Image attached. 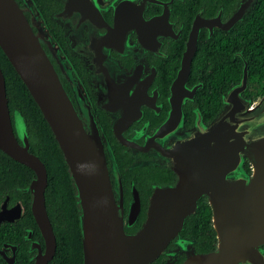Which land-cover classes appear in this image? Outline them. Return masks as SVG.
I'll return each mask as SVG.
<instances>
[{"label": "flooded vegetation", "instance_id": "obj_1", "mask_svg": "<svg viewBox=\"0 0 264 264\" xmlns=\"http://www.w3.org/2000/svg\"><path fill=\"white\" fill-rule=\"evenodd\" d=\"M15 1L58 73L85 132L90 135L91 125L101 139L113 198L123 205L126 220L133 190L140 201L145 198L141 182L134 181L137 171L148 168L166 175L165 180H150L148 203L154 187L177 183V174L167 165L171 158L165 154L174 152L176 143L169 147L173 138L190 131L196 119L204 126L212 122L203 120L195 104L204 83L191 80V69L179 110L174 102V82L193 28L199 27L191 65L200 40L230 32L246 15L231 23L242 4H251L249 11L257 0H56L55 9L46 14L35 0ZM41 27L48 39L41 37ZM9 114L13 135L24 147L27 135L24 141L19 138L15 113L9 110ZM16 164L0 148V264H35L45 253L32 213L30 186L36 175L24 165L27 171L18 173ZM247 172L251 174L250 164ZM200 201L211 210L208 196ZM134 226L126 225L125 233H136ZM178 238L191 242L174 238L159 256L160 264L186 260L185 253L176 252ZM20 252L25 259L18 262Z\"/></svg>", "mask_w": 264, "mask_h": 264}, {"label": "water", "instance_id": "obj_2", "mask_svg": "<svg viewBox=\"0 0 264 264\" xmlns=\"http://www.w3.org/2000/svg\"><path fill=\"white\" fill-rule=\"evenodd\" d=\"M9 1L21 14L20 21L25 31L27 62L22 63L19 55L14 53L1 32L0 48L37 104L69 168L80 208L83 264H90V262L83 241L82 209L77 181L91 193L105 213L109 228L108 247L122 252L133 244L141 250L137 259L125 264L153 263L163 253L167 244L179 236L184 221L194 214L197 201L202 196H208L210 199L212 226L216 233L217 247L215 251L207 254H196L191 249V253L187 255L183 264H264V249H262L264 246V96L261 97V102L255 108L251 107L252 99H245L242 96L247 88L246 66L243 68L240 83L223 94L224 107L210 125L204 126L200 118L196 119L194 127L173 146L174 152L165 153L167 157L171 158L167 165L177 174V183L175 186L153 188L145 220L136 233L127 234L124 231L125 226H133L140 213L138 194L133 190L125 220L121 213L123 205L118 206L113 198L102 147L99 150L93 142L94 140L90 139L91 147L99 162L100 170L96 172L89 165V158L82 147V136H77L72 132L66 116L56 107L52 86L46 76L45 65L38 58V50L55 75L65 98L79 121L82 134L88 137L90 135L85 132L71 100L65 93L57 73L41 47L38 36L33 33L25 19L23 11L14 0ZM250 5L242 4L231 23L239 21L247 13ZM14 8L13 11L18 14ZM231 27L224 29L229 30ZM198 29L199 27H194L190 34L181 68L174 82V102L177 101L178 110L179 102L182 101L181 94L191 69ZM18 58L20 67L14 60H18ZM16 114L20 117L17 112ZM230 114L233 115V119L237 120L239 126V132L234 133L235 138L232 137V139L228 138L227 134H222L230 131L233 127L229 120ZM20 119L22 120L21 117ZM210 133H218L222 137L211 140V144H207L209 150L197 148L196 152H193L190 149L189 145L192 142ZM226 138L228 139L225 140ZM121 141L126 145H131ZM0 148L14 161L28 167L36 175V180L30 186L33 194L32 213L45 242V253L36 260L35 264H48L55 255L56 239L45 206L47 172L43 164L27 151L28 144L25 143V146L21 147L13 135L5 80L1 69ZM233 150L238 155L237 163L226 171L219 169L217 163H221ZM245 161H248L251 166V174L244 168ZM221 239L222 244L220 243ZM260 250L263 251L262 255L259 253Z\"/></svg>", "mask_w": 264, "mask_h": 264}, {"label": "trees", "instance_id": "obj_3", "mask_svg": "<svg viewBox=\"0 0 264 264\" xmlns=\"http://www.w3.org/2000/svg\"><path fill=\"white\" fill-rule=\"evenodd\" d=\"M35 1L44 14L54 10L57 2L56 0ZM15 3L19 7L16 1ZM19 8L23 11L21 7ZM23 14L25 16L24 11ZM244 66L247 69V88L243 95L246 99L254 101L264 96V0H257L241 22L230 32L197 43L190 78L192 81L199 78L204 83L203 89H200L195 96V104L198 105L204 121L213 120L221 112L224 107L221 94H225L240 83ZM0 69L5 80L8 108L11 112H17L22 118L29 152L47 170L45 206L56 239L55 255L49 264H83L80 208L69 168L37 104L1 48ZM67 96L69 97L68 94ZM69 99L71 100L70 97ZM16 166L18 173L27 171L20 164ZM244 167L249 171L248 161H245ZM165 178V174L156 175L148 168L137 171L134 181L136 184L138 181L141 182L140 187L145 198L140 201V213L132 230L138 231L145 220L148 206L146 196L150 193V180H165ZM178 237L190 240L192 250L196 254H207L216 250V233L212 226L211 210L206 202L197 203L194 214L184 221ZM17 258L18 262H21L25 256L20 252ZM160 263L158 257L151 264Z\"/></svg>", "mask_w": 264, "mask_h": 264}, {"label": "bare ground", "instance_id": "obj_4", "mask_svg": "<svg viewBox=\"0 0 264 264\" xmlns=\"http://www.w3.org/2000/svg\"><path fill=\"white\" fill-rule=\"evenodd\" d=\"M11 5L9 0H0V32L6 37V41L14 53L19 55L22 63H26L27 50L25 31L20 21L21 14ZM13 8L18 14L13 11ZM37 54L39 60L45 65L46 76L52 86L53 98L57 109L66 116L72 132L77 136H82V147L89 158V165L96 172H99V162L90 143L92 137L82 134L83 132L79 121L65 98L55 75L39 50ZM19 58L18 60L14 59L18 67H20L18 63L20 61ZM21 73L27 79L22 71ZM77 186L82 209L83 241L90 264H125L128 261L137 259L141 254V250L133 246V244L129 245L122 252L108 247L107 238L109 228L106 223L104 211L91 193L83 188L78 181ZM220 243L222 244V239Z\"/></svg>", "mask_w": 264, "mask_h": 264}, {"label": "rangeland", "instance_id": "obj_5", "mask_svg": "<svg viewBox=\"0 0 264 264\" xmlns=\"http://www.w3.org/2000/svg\"><path fill=\"white\" fill-rule=\"evenodd\" d=\"M40 35L44 40L48 39L47 31L45 29H43V27H41V29H40ZM259 102H261V98H258L255 101H253L251 103V107L255 108ZM229 120L232 123L233 127L231 128L230 131H227L225 133L223 132L222 134H227V137L232 139V137L235 138L234 133L239 132V126H238L237 120L233 119V115L231 116V114H230ZM15 125H16V129H17V133H18L19 138L24 141L25 140L24 126H23L22 120L20 119V117L16 113H15ZM89 126H90L89 127L90 136L92 137V140H94L93 142L95 143V145L100 150V147H102V141H101V139H99V137H97L94 128H92L91 125H89ZM185 133L187 134L188 132H185ZM185 133H181L177 137L173 138V141L170 143L169 147H172L173 143L175 144L176 142H179V140L183 139V137H185V135H186ZM220 137H222L221 134L210 133L209 135H206L205 137H203L197 141L192 142L189 145V147H190V149L193 150V152H196L195 149H197V148H204V149L209 150L207 147V144L208 143L211 144V140H216V139H219ZM228 138H226L225 140H227ZM236 151H237V149H236ZM221 156H222V154H221ZM237 161H238V155H236L235 150H233L230 153H228V155L224 158V160L221 163L220 162L217 163V165H218L219 169L226 171V169L231 168L233 165H235V163H237ZM257 217L261 218L259 216H257ZM175 244L177 247L176 252H183L186 255H189L191 253V244L190 243L182 241L178 238L176 240ZM262 252H263L262 250L259 251V253L261 255L263 254ZM167 255H168V258L171 259L173 256V253L170 252ZM167 264H171V263H167ZM242 264H246V263H242Z\"/></svg>", "mask_w": 264, "mask_h": 264}]
</instances>
